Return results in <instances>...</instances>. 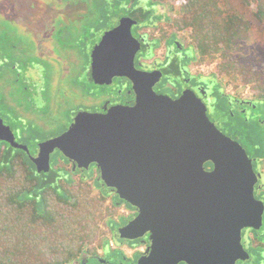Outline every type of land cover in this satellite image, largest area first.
<instances>
[{"label": "water", "instance_id": "1", "mask_svg": "<svg viewBox=\"0 0 264 264\" xmlns=\"http://www.w3.org/2000/svg\"><path fill=\"white\" fill-rule=\"evenodd\" d=\"M137 25L123 17L92 53L96 83L130 79L138 93L136 104L105 113L80 112L66 132L41 143L32 160L39 173L51 172L56 152L75 171L96 165L103 187L137 210L116 233L147 245L132 264L249 261V234L243 231L264 227V202L256 195L264 177L254 169L259 159L216 125L194 92L178 99L155 92L163 75L136 68L141 50L133 35ZM4 128L7 135L0 140L30 153Z\"/></svg>", "mask_w": 264, "mask_h": 264}, {"label": "trees", "instance_id": "2", "mask_svg": "<svg viewBox=\"0 0 264 264\" xmlns=\"http://www.w3.org/2000/svg\"><path fill=\"white\" fill-rule=\"evenodd\" d=\"M130 1L133 5L126 9L127 13L130 10L133 12L135 7L138 9L144 2ZM168 1L172 2L168 7L175 16L173 24L176 32L190 34L192 45L198 49L201 60L208 61L211 57L219 59V71L223 75L229 79L242 78L245 83L252 84L257 95L264 99V62L260 70L258 67L249 68L242 62L241 56L235 55L239 43L250 38L252 22L231 12L223 0H149L151 11H148L145 20L153 14L156 17L157 13L152 8L155 3ZM242 1L264 29V0ZM107 2L102 0L100 3L102 11L99 19L105 17ZM121 2L125 0L112 5L119 7ZM162 10L160 18L165 16L166 10ZM28 138L25 136L22 139ZM252 141L255 143V139ZM254 154L258 159L264 157L263 151ZM255 163L258 169L260 162ZM207 166H211V163ZM79 173L80 170L75 174L71 162L61 153L53 158L51 172L39 173L26 151L0 143V264L134 262L123 250H113L108 243L105 244L109 229L112 233L116 229V232L126 223L124 218L116 219V201H120V198H109V194L101 190L95 194V186L103 185V181L96 180L93 175L86 178L88 173ZM110 199L112 204L107 203ZM129 209L134 210L131 205ZM254 231L257 234L253 241L259 244L257 262L261 264L260 260L264 261V258L257 251L264 249V227L261 231ZM119 239L134 244L133 241ZM117 245L129 247L122 243ZM101 248L107 253L105 257L99 254Z\"/></svg>", "mask_w": 264, "mask_h": 264}, {"label": "flooded vegetation", "instance_id": "3", "mask_svg": "<svg viewBox=\"0 0 264 264\" xmlns=\"http://www.w3.org/2000/svg\"><path fill=\"white\" fill-rule=\"evenodd\" d=\"M36 1L37 2L40 1V5H41L42 3L41 0H36ZM85 1L86 0H74V1L64 0L62 2V4H64L62 8H61L62 4L56 7L55 3H53V5L49 3V5L52 7L51 8L53 11L52 13H47V12L41 13L46 9L41 8L40 10V6H39L38 7L39 12L36 14L33 13L32 15H30L29 13L27 15H22L18 13L16 14L17 18L13 17L12 20L14 21V26H13L14 29L17 26H20V28H23L22 34L27 32L33 35V38L37 42L41 40L40 25L42 22H46L49 25L54 24L55 32L59 29L64 28L65 25L69 26V24H72L74 22H77L78 24L81 23V28L78 30L77 35H71L72 40H68L66 34L64 35L57 34V37L59 36V41H55L56 47L53 51H50L49 49H45L44 53L32 54V56L36 58L35 61H25L24 63L17 61V64L14 58H13L14 63H12L10 59L6 60L5 48L7 49L9 47V44L7 40L0 38V93L6 94V97H2L3 99L0 98V108L2 110L5 107L3 105L4 103L8 106H11L12 100L13 101L16 100L17 97L14 96L12 93L17 94V90L20 91V88L22 89L23 96L25 95L26 90L30 92V93L28 91L26 92V96H28L26 100H28V103L31 106L33 113L35 111L38 112V114H41L40 109H42L43 107L44 108L47 107V105L51 101L50 97L48 96L49 86L47 82L42 83L40 80V78L43 77L48 78L50 76L51 70L47 62L48 60H46V56L47 58L51 57L55 61L57 60L60 66L64 67L68 72L73 71L74 68H78L76 73V78H80L81 80L85 79V82H87L88 86L91 88V93L97 95L98 103L101 100H103L102 103L103 105L105 104L104 108L102 107L101 111L95 113H105L113 107H117V106L132 107L136 104L138 93L135 84L130 79L126 77H115L113 81L109 84H98L96 83V81L92 76L93 51L98 45H100L104 34L107 31L116 28L119 25L120 21L117 23L114 21L110 24L108 23V26L110 27L105 28L103 27V25L102 26L100 25L103 23V19L95 18L96 17L95 12L92 15L91 13L87 15H81V14L74 15V13L58 12L59 10L58 8L61 9L65 8V10H67L70 5H73L76 2L81 3ZM119 7L116 8L118 14L115 16V18L119 15L122 16L124 14L122 17H130L138 22V25L133 27V35L141 43V50L139 51L136 57V68L144 73L162 72L163 75L162 78L154 86V90L157 94L169 96L173 99H178L186 91H192L207 105L209 114L212 109H215L214 113L215 111L218 112L219 118L221 117L223 118V114H221V109L224 110L226 109V107H224V105L221 104V102L223 103L226 99L224 96H228V98L231 100V105L233 107L235 106V108L236 107L238 108L237 115L244 116L248 120H249V118L247 117L248 112L250 114L253 110L260 111L262 108L264 109L263 98L258 97L255 100L236 99L232 97L230 94H227L222 82L219 80V78L216 75L203 76L193 71V66L198 61V54H197L198 52L196 51L194 45L181 39L179 34L176 32L173 24L172 15H170L169 13L171 12V10L169 7H167L165 3L162 2L161 4L158 2L155 3V5L152 6V8L155 10L157 15L156 17H153L150 16L149 14L150 18L148 20H145L146 14L148 13V11L144 10L145 8L142 9V7H139L137 9L135 7L133 12L130 10V12L128 13L127 12L121 13V9ZM163 8H166L167 12L165 13V16L163 15L164 16L163 18H160L161 17L160 15H162L161 12L163 11L162 10ZM90 9L92 11V8ZM127 9H129V7ZM80 15L81 18H79ZM86 16H89V18L83 19ZM4 18L10 19V17H4ZM23 19L24 21H22ZM63 19L65 21H63ZM89 19L92 20L89 21ZM92 21L94 23L91 24L92 27H90L91 25L88 26V31H87V27H85L84 25H87L89 22ZM55 32L53 35H51L52 38L55 35ZM3 41H5L6 43ZM23 48L24 47L22 45L20 46L13 45V48H8L7 50L12 54V56H14L16 55L15 50L18 49L17 51H21ZM160 50L162 51L161 54H159ZM47 51L48 53H46ZM17 53L21 54V52H17ZM72 55L75 57V59L70 58V56ZM48 72L49 75H46V73ZM168 78H170L173 81L171 82L172 84L170 85V88L173 90V94L167 93L166 89L164 88L166 85L165 84L166 80ZM216 85L218 87L220 85L224 93L223 95L220 96V98H219L218 88L216 91V87H217ZM215 103L217 104L216 107H215ZM22 110L23 109L20 107L19 108L20 114ZM232 112L235 114L234 111ZM254 117H256V115ZM4 118L6 117L2 114L0 110V138L6 137L7 131L4 127H9L15 137L14 143L27 146L29 148L30 153H28L24 149L21 150L26 151L30 155L31 160L32 157L36 158L39 154L40 148L38 147V153L33 155L30 145L27 142H25V140L22 139L23 137L22 138L18 137V135L15 133L14 126L12 124L10 125L8 123L9 121H6ZM23 119H25L26 122L31 124V127H33L34 120L32 119H34V114L33 117L29 116L28 114H25L23 116ZM260 122L264 124L263 119ZM215 123L217 125L218 122ZM37 128L38 125L35 123V130ZM47 140L49 139H46L41 143ZM0 143H7L10 146H13L14 148L20 149L14 146V144H11L10 142L5 140H0ZM242 145L249 152L248 148L244 144ZM58 153L60 152H56L52 156V168H53V158L57 156ZM249 155L251 158L256 157L255 154H253V152H250ZM260 159L261 160L259 161L260 164H258V169L256 163H254V167L256 169V172L259 173L261 172V174L264 177V157ZM71 167L74 170V166L72 163H71ZM208 167L212 168V165ZM79 170H80L79 174L88 173V175L85 176L86 178L89 175H93V177H95L96 180H99L100 178V171L97 169L96 165H92L89 170L77 168L76 171L74 170L75 174ZM108 191H109L108 193L109 195L113 194L114 196H116L115 193L112 191V189H109ZM256 192L259 200H262L264 202V182L262 180H260L259 183L257 184ZM117 205L120 207L125 206L128 208V210H130V213L128 215H125L126 217H124L126 223L133 220L137 216V210L135 208L134 210L129 209V205L123 200L121 199L120 201L118 200ZM118 229L119 228H117V230ZM115 230L113 232H115ZM116 233L117 231L115 232V234ZM243 234H249V238H250L249 252L251 254V259L246 262L239 261L237 264H255L257 263L256 250L258 249L259 244H257L253 240L257 233L252 229H245L243 231ZM140 241L143 240L140 239V240H135L133 242L134 244H136L137 242ZM119 243L126 244L123 241L122 242L120 241ZM104 253H105L104 255L105 257L107 253L106 251H104ZM261 255L263 256V254ZM105 261L106 260H104V262Z\"/></svg>", "mask_w": 264, "mask_h": 264}, {"label": "rangeland", "instance_id": "4", "mask_svg": "<svg viewBox=\"0 0 264 264\" xmlns=\"http://www.w3.org/2000/svg\"><path fill=\"white\" fill-rule=\"evenodd\" d=\"M42 3L40 5V1L37 2L36 0H0V38L7 40L9 47L13 48V45L20 46L22 45L24 48L21 51L15 50L16 55L12 56L10 52H8V48H5V58L10 59L13 62V58L16 61H20L24 63L25 61H35L36 58L32 56V54H41L44 53L45 49H49L50 51H53L56 47V42L59 41V36L57 37V34H66L68 40L71 39V35H77L78 30L81 28V23L74 22L72 24H69V26H66L62 29H59L55 32V25L54 24H47L46 22H42L40 25L41 29V40L36 41L33 38V35L25 32H23V28H20V26H17L14 29V21L12 20L13 17H16V14H22L27 15L30 13L32 15L33 13H38L39 6L40 10L41 8L46 9L42 11L41 13L47 12L52 13V7L49 5L51 3L56 4V7L64 0H41ZM74 1V0H72ZM102 0H86L85 2L81 3H74L73 5H70L67 10L61 9L64 4L61 5V8H58V12L60 13H74V15H87V14H94L95 12V18L99 19L101 18L100 11ZM108 7L107 11L105 12V17L103 19V23L100 24L101 26L105 28H109L107 23L119 22L123 17L122 16H115L118 14L116 11L117 6L112 5L114 2L119 3V0H107ZM225 6L233 13L239 14L245 19H248L252 22V28L250 29V38L247 41H242L239 43L238 51L235 52L236 56H241L242 62L248 66L249 68L258 67L260 70L262 67V63L264 62V29L260 26L259 22L253 17L252 12L250 8L244 3L242 0H223ZM71 3V2H68ZM111 6H110V5ZM167 7L172 4L170 1L165 2ZM130 5H133V2L130 0H125V2H121L120 9L121 13H126V9L130 7ZM92 8V11L90 8ZM142 9L145 8L146 11H151V3L149 0H144L141 4ZM167 12V9L164 8ZM170 11V10H169ZM168 11V12H169ZM172 12V11H171ZM170 15H172V13ZM81 15L79 18H81ZM156 15V14H155ZM175 15V14H174ZM154 16V14H153ZM162 16V15H160ZM4 17H10V19L4 18ZM78 17V16H76ZM83 17V16H82ZM89 16L84 17L83 19H87ZM175 16L172 15V19H174ZM92 19H89L91 21ZM16 21V20H15ZM24 21V19L22 20ZM62 21V20H61ZM63 21H65L63 19ZM80 21V19H79ZM105 21V22H104ZM100 22V21H99ZM98 22V23H99ZM64 23V22H63ZM92 22H89L87 25H84L87 27L90 26ZM92 27V25L90 26ZM55 32V35L52 36ZM87 33V32H86ZM65 35V36H66ZM179 36L184 41L191 43V37L188 32L180 33ZM191 41V42H190ZM5 42V41H3ZM12 42V43H11ZM6 43V42H5ZM196 51L198 52V61L193 66V71L197 74L208 76V75H216L219 80L222 82L225 91L227 94H230L232 97L236 99H248V100H255L259 96L257 95L256 91L253 89L252 84L245 83L242 78L237 79H229L225 75H223L219 71L220 66V60L215 58H210L208 61H202L201 55L198 51V49L195 47ZM17 52H21V54H18ZM26 52V53H25ZM161 50L159 51V54H161ZM25 53V54H24ZM48 53V51L46 52ZM45 53V54H46ZM37 56V55H36ZM49 58V59H48ZM46 56V60H48V64L50 66V76L48 78H40L42 83L47 82L48 83V96L50 97L51 101L47 105L46 108L40 109V113L38 112L34 113L32 112L31 106L28 103V100L26 96V90L25 95L22 94V89L20 88V91L17 90L16 93H12L14 96H16V100L11 103V106L3 104L5 107L1 110L2 114L6 117L4 118L6 121H9L8 123L14 126L15 133L18 135V137H25L28 136V139H24L25 142L30 145V148L32 150L33 155L38 153V147L39 144L50 138L57 137L64 133L70 125L73 123L75 117L80 112H89V113H95L98 111H101L102 107L104 108L105 104L103 105V100H101L98 103L97 95L91 93V88L88 86L87 82H85V79L81 80L80 78H76V73L78 68H74L73 71H66V69L58 63V61L52 59L51 57ZM70 58L75 57L72 55ZM15 65V64H14ZM15 68V66H14ZM46 75H49V72L46 73ZM173 82L170 78L166 80L165 89L167 93L173 94V90L170 88V85ZM217 86V85H216ZM10 87V86H9ZM219 90V98L221 95H223V91L221 86L216 87ZM29 92V91H28ZM30 93V92H29ZM12 95V96H13ZM6 97L5 93H0V98ZM226 99L221 104L226 107L225 110H223V118L218 117V112L212 109L210 111V116L213 119V121L218 122V127L224 131L227 135L230 137H233L240 140L249 150L250 152L257 153L262 152L264 153V124H262L260 121L264 120V109L262 108L260 111H252L250 114L248 112V118H245L244 116H238L237 111L238 108L235 106L233 107L231 105V100L228 98V96H224ZM3 99V98H2ZM215 103V107H216ZM24 106V107H23ZM22 108L21 114L19 113V108ZM221 108V105H220ZM234 109V110H233ZM234 111L235 114L232 112ZM25 114H28L29 116L33 117L34 114V125L31 127V124L26 122L25 119H23V116ZM260 114V115H259ZM256 115V117H254ZM21 118V119H20ZM54 120V121H53ZM25 125H24V124ZM35 123L38 125V128L35 130ZM255 139V143L252 141ZM257 158V157H255ZM259 160H261L259 158ZM58 167V166H57ZM95 178V177H93ZM96 179V178H95ZM95 194L100 193V190L108 195L109 191L103 187L102 183L100 185L95 186ZM109 198L115 197L113 194L109 195ZM117 197V196H116ZM112 199H110L107 203L112 204ZM116 201V200H115ZM118 203V201H116ZM118 213L116 215L117 220H121L122 218L126 217L123 215L122 212V206H118ZM109 219V218H108ZM106 226L103 227L104 230H106ZM119 236V235H118ZM117 234L115 232H111L109 229V233L105 236V244L108 243L110 248H113L115 250H123L125 253H127L129 250H132L136 246L142 245V241L137 242L135 245L131 243H126L127 246H118L115 242L114 238L117 242H120L121 240L118 238ZM120 237V236H119ZM132 246H131V245ZM134 245V246H133ZM257 253L263 254L264 256V249L258 250ZM99 254L101 256H104V249L101 248L99 250ZM139 256V254L136 255V257ZM138 258V257H137ZM264 258V257H263ZM262 259V258H260ZM261 264H264L263 260H260ZM259 264V262L255 263Z\"/></svg>", "mask_w": 264, "mask_h": 264}, {"label": "built area", "instance_id": "5", "mask_svg": "<svg viewBox=\"0 0 264 264\" xmlns=\"http://www.w3.org/2000/svg\"><path fill=\"white\" fill-rule=\"evenodd\" d=\"M122 212H123V215H128L130 213V210H128L127 207L122 206ZM146 251H147V245L142 244V245L136 246L132 250H129L126 253V255L134 261L136 254H144Z\"/></svg>", "mask_w": 264, "mask_h": 264}]
</instances>
